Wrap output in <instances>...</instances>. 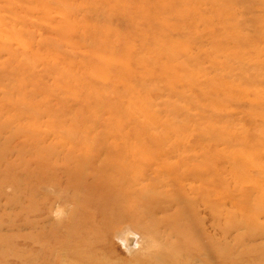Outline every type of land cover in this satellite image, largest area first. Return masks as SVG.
<instances>
[{"label":"rangeland","instance_id":"obj_1","mask_svg":"<svg viewBox=\"0 0 264 264\" xmlns=\"http://www.w3.org/2000/svg\"><path fill=\"white\" fill-rule=\"evenodd\" d=\"M0 264H264V0H0Z\"/></svg>","mask_w":264,"mask_h":264},{"label":"bare ground","instance_id":"obj_2","mask_svg":"<svg viewBox=\"0 0 264 264\" xmlns=\"http://www.w3.org/2000/svg\"><path fill=\"white\" fill-rule=\"evenodd\" d=\"M90 146H91V145H90ZM94 153H95V152H94ZM82 159H83V160H82V163H81L82 165H81V166H83V168H85V166L88 164V163H87L88 161L86 160V159H87L86 157H83ZM81 168H82V167H81ZM81 168H80V169H81ZM80 169H79V170H80ZM83 170H84V169H83ZM75 171H76V170H75ZM80 171H81V170H80ZM81 172H84V171H81ZM84 173H85V172H84ZM82 174H83V173H82ZM82 174H80V175L83 176ZM84 178H85V177H84ZM82 183H83V182H82ZM112 183H113V182H112ZM81 185H82V184H81ZM103 185H104V184H103ZM132 187H133V186H132ZM150 190H151V189H150ZM140 191H141V190H140ZM134 195H135V194H134ZM136 225H137V224H136Z\"/></svg>","mask_w":264,"mask_h":264}]
</instances>
